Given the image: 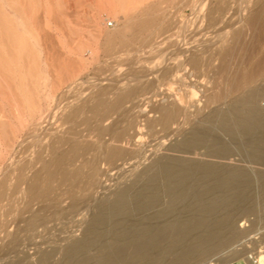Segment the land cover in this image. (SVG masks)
<instances>
[{"label": "bare ground", "instance_id": "obj_1", "mask_svg": "<svg viewBox=\"0 0 264 264\" xmlns=\"http://www.w3.org/2000/svg\"><path fill=\"white\" fill-rule=\"evenodd\" d=\"M11 1L12 4H15L18 0ZM185 1L191 7L192 16L201 15L202 18L204 14L208 17L210 14L209 12L212 13L211 9L213 10L214 5L208 4L207 0H195V2L193 0ZM197 1L199 3L198 6H196ZM1 2L6 9L4 12L9 10V12L13 13L16 23L19 19V15H17L16 10L13 9L16 8L18 10L17 5L16 7L10 4L7 5L8 1L6 3L4 0H1ZM20 2L22 1L20 0ZM250 4L253 8L249 11V16L252 20H255H251L252 24L259 22V20L261 22L264 17V0H251ZM227 5L228 4H226L224 8H226ZM240 6L239 8L241 10L242 7ZM23 8L25 9V7ZM5 9L0 8L1 12ZM219 9L221 10L222 8L219 7L218 10ZM234 10L236 11L237 9ZM235 11H233L234 14L237 12ZM238 12L240 13L242 11ZM219 14L221 13L219 12ZM244 14L247 15V12ZM213 16L215 17V15ZM6 18L8 19V17ZM11 19L10 24L13 25L14 23L12 24ZM4 21L6 20L4 19ZM180 22L182 25L178 23L181 26L179 27V31H182L185 24L182 23V21ZM134 23V21H127L122 28L115 26L110 29L106 35L107 42L119 41L118 46H123L126 42L129 43L130 40L135 41L138 39L140 36L137 38L136 31L132 32V37L123 39L124 35L122 30ZM250 23H246V25L252 27L253 25L251 26ZM4 24L6 25V23ZM136 24L138 26V32L140 33L144 32L147 35L156 33V30L153 29L154 21L151 18H144ZM211 24V26L216 25L215 23ZM152 26L153 28H151ZM158 27H161V25ZM200 27H202V24L196 26L195 30L198 31ZM248 27L245 28L248 30ZM262 27V24L255 29L253 26L249 28L250 31L253 29L251 32L245 29L247 33H250H248V35L246 33V36L242 32L241 34H237L238 37L241 35L240 38L242 36L244 37L237 42V46L232 45L236 47L235 49H233V47V50L230 49V46L233 44L234 39L232 40L230 36H228V38H231V44L228 42L222 44L221 47L219 45V54L221 57L220 61H217V68H223L221 67L223 64L226 62L229 63L230 60L226 58L234 53L233 56H230L232 57L231 63L226 66L227 68L229 67V70L226 68L228 73L225 75L226 77L229 75V80L227 79V84H225L221 90L218 88V93L213 96L205 97L203 103L204 108L211 102H219L229 94L241 92L244 86L253 83L258 74L264 72L263 59L258 56H252L251 52V49L260 42ZM8 30L12 35V33L15 32L14 30L17 29L10 27ZM173 30L176 32V29ZM157 31L159 32V29H157ZM236 31L237 30L234 31V35L238 33ZM17 32H19V30H17ZM205 32H207V30H205ZM208 32L212 37L218 36L217 34H212L210 31ZM23 33L26 39L31 37V32L28 27L24 29ZM7 35L9 36V33H7ZM14 37H16V35H14ZM204 37L206 38V36ZM214 38H211V41H213ZM217 39L218 38L214 40ZM204 40L203 42H208ZM1 41L3 42V40ZM213 42L211 43L209 41L208 43L213 44ZM200 43H202L201 40ZM153 44L159 46L155 41L149 39L145 40L144 37L141 41L140 49H144L145 46H148L149 49L139 54L136 53L137 49L132 53L131 57L135 60L131 65L126 64L124 60L122 64H125L127 67L125 70L122 67L123 65H121L122 60H120V62L115 64V71L110 72L111 74L107 76H105V74L93 76L81 81V88L80 91H78L80 93L71 96L76 103L68 110L66 117L62 120L64 122L66 118L71 117L75 121V123L73 122L74 126L70 128V130H65V127L61 129V126L60 129H55L52 132L37 134V136H34L35 138L32 144L38 146V152L32 155L33 161L31 165H27V162H25L26 160L23 161L25 163L20 162L18 156L19 159H16L21 165H17L15 168L13 167L15 171L12 169L14 172L12 171L13 178L10 181L9 172H6V169L4 170L0 177V234L2 235L4 229L8 230V232L2 236L0 235V242L3 238L5 245L7 243L13 244L6 245L7 249L0 252V259L5 261H1L2 264H209L211 262L213 264H228L233 261H243L247 264V257L249 254H253L259 264H264V222L256 226L253 218L249 216L246 217L250 211L253 212L252 203H254V200H257L259 209H264V180L254 186L251 184V178L245 170L239 167H230L224 168L223 172H221L224 175L223 178L209 180V182L197 181V174H201V177L205 178V175H207L208 172L211 174V171L215 170L217 166L212 163L206 164L203 161H193V157H189L190 155H200L203 157L229 159V156H219L220 153H225L227 151L225 148H213L214 144L219 142V139L215 135V127H217L222 132L231 134L240 132V134L243 135H251L253 137V141L251 142L252 145H254L252 150H254L253 152L258 151L260 156L258 155L259 157L257 156V159H253L254 157L251 158L249 162L253 161L263 164L264 108L262 106H264V99L262 98L263 104L257 105L260 101L256 104L253 102L254 99H250L251 103L246 98H254L252 96L257 93L256 90L264 89V82L261 84L262 86L260 85V88L255 86L244 92L245 95H240L232 108L228 107L224 110L222 108V110L218 111H209L203 114L202 122H194L193 118L191 119L192 112H189V108L181 105V91H179L184 86L190 88V86L185 83L190 82V74L186 75L183 72V63L177 62V60L171 56L172 52H170V50L169 52H164V50L162 53H154L155 49H153ZM209 44H207V46ZM199 45H197L196 48H198ZM202 45L201 47H206V44L202 43ZM217 49H215L216 51H214V49L212 50L213 54L214 52H218ZM198 50L196 49V51ZM196 51H191L186 55L184 61L189 62L193 66H208L211 64L212 55H208L210 58L201 59L200 52L197 53ZM126 53H129V51ZM225 59L229 61H225ZM1 61L2 60H0V62ZM224 61L225 63H223ZM101 70L99 69V71ZM186 77H188V79H186ZM173 86H176L175 88H177V90H174ZM74 88L76 87H72L71 90ZM253 103L257 106L254 107L255 104ZM196 104V106H198L201 103ZM15 108L17 109L18 107ZM246 108L251 111L252 115H248V110ZM200 109H196V111L193 110L195 114H199L203 110ZM17 110L21 109L18 108ZM246 110L247 114H245ZM18 112L17 120L20 122V125H22L25 118L22 111ZM117 112L121 113L122 117H125L123 114L126 115L127 118L132 117V122L128 121L127 118L125 120L128 121V123L131 122L130 125L125 124V126H123L124 124H122V122L125 123L123 119L111 121V115ZM98 115H100V117H98ZM117 116H113L112 118H117ZM181 117L182 119L180 120ZM141 121L147 123L151 128L159 126L160 130L165 131L164 137L166 136L167 138L168 136L169 141L164 138V140H161V144H157L156 142L155 148L152 146V151L148 152L142 150L143 148L141 149L139 146V148H130L134 146L135 141H137V139L135 140L137 131L131 130L135 129L136 123H141ZM102 122H104V124L100 126ZM184 123L190 125L187 131H184L182 128ZM7 124L9 126L13 125L10 122H7ZM83 124H85L86 127L84 125V128L82 127L83 129L79 128V125L83 126ZM258 130L259 132L254 134V132ZM260 144L262 148L257 149L255 146ZM5 146L0 141V160L3 159L4 156L3 147L4 149L7 148H5ZM126 146H129V148H126ZM32 148L31 145L26 150L22 151V153H26L27 150ZM161 149L171 154L164 153L159 155L158 152L159 156H157L149 166L148 174L145 170L141 171L134 167L139 171L136 176L139 178L136 179V177H134L135 180L129 187L114 192V199L112 198L114 201L112 200V203L110 202L112 206L114 205V211L110 205L108 206V208L110 207L111 209L110 212L104 210L99 213L94 220L97 223L105 224L107 222L106 219L112 216V212L119 213L126 209L125 206L129 204V196H133L134 194H131V192H138L135 189L139 185L136 186V184H138V179H141L142 174L145 173L147 177L144 175L145 177L143 178L154 185L160 184L161 180L165 182H163L164 192L162 196L157 195L159 192L156 191L158 193L155 194V197L151 196L152 199L149 198L150 196H147V199H141L142 201L139 202V200L137 203L141 210L151 208L154 204L160 203L159 206H161V208L158 207L160 209L157 210L162 214L160 217L168 216L160 219L158 223L143 225L135 223L133 224V229L128 231H132V236L123 235L121 233L116 234L118 233L116 232L111 245L107 246L100 244L99 251L94 255H87V250L92 244L97 245L99 243L96 239L103 235L102 233L105 232L104 230L96 233L92 231V234L89 233L90 236H83L81 238L75 237L76 239L74 238L70 242L66 240L62 242L60 246L59 244L55 246L56 244H50L46 241H41L42 243L36 244L39 243L37 239L41 237L38 236L37 239L31 242H36L33 247H30V249H32V252H30L31 254L19 247L21 243L24 244L23 242L27 244L26 240L17 237L18 234L15 236L10 234L14 229L13 224H8L7 221H9V219L17 218L18 220L20 213L26 211L30 213L35 212L36 210H40L38 208L48 204L49 200H51V203H57L58 200L56 199H59L58 196L67 193L74 194L80 190L77 186L75 187L73 183L84 176V173H86L85 167H88V165L93 168L88 179L94 180L100 178L104 174L100 166L102 162L111 168L118 166L126 167L130 165H126V163H129L134 158V160L140 164L145 162L146 159L149 160V157L152 158V155ZM142 157L144 160H142ZM129 159L130 161H128ZM131 164L133 165V163ZM136 164L134 162V166ZM11 165L14 164L12 163ZM132 165L130 166L133 167ZM9 168L12 167L10 166ZM86 169H88L87 173L90 174L89 168ZM87 173L86 175H89ZM161 187H163V185ZM161 187L159 189L163 191ZM17 189L21 195L20 203H18L21 204V208L18 209L19 211L16 210L15 212V202H12V197L15 196L14 193L17 192ZM51 191H54V193L51 194L52 196L49 195ZM16 200L18 199L16 198ZM134 204H136V202H134ZM80 210L83 212L81 208ZM14 237L18 239H14ZM27 241L31 240L27 239ZM25 247H27V245ZM18 250L23 254H18ZM110 251H112V253Z\"/></svg>", "mask_w": 264, "mask_h": 264}, {"label": "rangeland", "instance_id": "obj_2", "mask_svg": "<svg viewBox=\"0 0 264 264\" xmlns=\"http://www.w3.org/2000/svg\"><path fill=\"white\" fill-rule=\"evenodd\" d=\"M4 1L6 3L8 1V5L10 4L11 0ZM18 1H16L15 4H12L11 1L10 4L14 5L15 7L17 5V8L19 10L18 11L16 8L13 9L16 10V14L19 15V19L15 23L13 13L9 12V10L7 12H4L6 11V9L4 8L3 3L0 0V8L5 9L2 10V12L0 10V53H2L0 54V60H2L0 62V116H2L0 117V141L2 144H4V146L7 145L5 146V148L7 147L6 149H4L3 147L4 156L3 159L0 160V177L6 169V172H9L8 174H10L9 181L13 178V172L15 171L14 168L17 167V165H21L19 161L23 162L26 160L25 162H27V165H31V162L33 161L32 155H35L38 152V146L32 144L35 138L34 136H37V134L39 133L43 134L52 132L55 129H60L61 126V129L65 127V130H70V128L74 126L75 121L73 118H66L64 122L62 120L64 119V117H66L68 110H70V108L76 103L71 98V96L80 93L78 91H80L81 88V81L93 76H100L104 74L105 76H107L111 74L110 72L115 71V64H117V62H120V60H122L121 65H123L122 62L124 60L126 64L131 65L132 62L135 60L131 57L132 53H134L137 49L139 50L136 51L137 54L143 53L144 50L149 49L148 46H145L144 49L141 48L142 50L140 49V44L144 37L145 40L149 39L151 41H155L159 45L156 46V44H153V49H155L154 53H162V51L164 50V52H169L170 50V52H172L171 56L175 58L177 62L183 63V72L186 75L190 74V82H185L186 85L190 86V88L184 86L179 91H181V105H184L183 107L189 108V112H192L191 119L193 118L194 122H202L203 114H206L209 111H218L222 110V108L224 110L228 107L232 108L233 104H236V101L238 100L240 95H243L244 92H246L250 88H254L255 86L257 88H260V85L264 82V72L259 73L255 81H253V83L249 85L244 86L241 92L229 94L224 99H221L219 102H211L208 104L207 107H203L205 97L213 96L214 94L218 93V88L221 90L222 87L227 84V81L229 80V75H227V77L225 75L228 73L229 70V67L227 68L226 66L231 63L232 57L230 56H233L234 53H232V55L230 54L229 57L226 58L230 60L229 63H225V61H229L225 59V61L223 62L225 64L221 66L223 68H217V61H220L221 57L219 54V45L221 47L222 44L228 42H230L229 44H231V41L234 39L233 44H231V46H237V42L242 37H244L242 36L240 38L241 35H239L238 37L237 34H241L242 32L246 36L248 30L249 32L253 30L251 29L250 31L249 28H252L254 26L255 29L262 24L263 27L260 35V42L257 46L251 49V52L252 56H258L264 61V17L262 18L261 22L259 20L261 24L259 22H254L256 25L252 24V21L255 20H252L249 16V11L253 8V6L250 4L251 0H224L225 2L223 0H207L208 4H212V6L214 5L213 10L211 9L212 13L209 12L212 15L209 14L207 17L206 14H204L202 18L201 15H191V7L186 3L185 0H129L131 2V5L128 0H21L22 2H20V0ZM193 1L195 2V0ZM25 2L27 5L25 4ZM30 3L33 5H31ZM225 3L228 4L226 8H224L226 5ZM123 4L125 7L123 6ZM198 4L199 3L197 1L196 6H198ZM239 6L242 7L241 10ZM23 7H25L26 10ZM219 7L222 9L218 10ZM234 9H237V12ZM215 10L218 11L216 12ZM233 11L238 14H234ZM238 11H242L243 14L242 12H240V14ZM219 12L221 14H219ZM246 12L249 18L247 17V15L244 14ZM213 15H215V17ZM6 17H8V19ZM144 18L153 19L154 28L153 26L151 28L155 29L156 33H151V35H147L144 32H138V26L136 23ZM4 19L6 21H4ZM10 19L12 20V24L14 23L13 25L10 24ZM249 20H252L251 23ZM124 21H134L135 23L130 24L128 28H124L122 30L124 35L123 39L132 37L133 31H136L137 38L138 36L140 37L135 41L130 40L129 43L126 42L123 46H118L119 41L107 42V32L115 26L122 28L125 24ZM180 21H182V23H184L186 26L182 28V31H179V27H181L180 25H182ZM4 23H6V25ZM211 23H215L216 25L211 26ZM246 23H250V25L253 26L248 27ZM200 24H202V27H200L199 30L196 31V26ZM157 25H161V27H158ZM7 27L16 28L17 30H19V32H17V30H14L15 32L12 33V36ZM27 27L31 32V37L26 39L23 31ZM156 27L157 29H159V32L157 31ZM245 27H248V30ZM208 28L211 30H209ZM173 29H176V32H174L175 30ZM239 29H242L243 31ZM205 30H207V32H205ZM235 30H237L236 32H238L235 33L236 35H234ZM208 31H210L212 34H217L219 37H216L214 35L213 36L215 38L212 37L211 35H209L210 33ZM201 32H204L206 35L204 33L202 34ZM7 33H9V36L7 35ZM14 35H16V37H14ZM204 36H206V38ZM209 36L211 38L218 39H213V42L211 41L212 39ZM228 36H230L232 40L230 37L228 38ZM1 40H3V42ZM200 40L202 43L206 44V47H201L203 45L202 43H200ZM203 40L208 42L210 41L211 43L213 42V44L203 42ZM196 44H201L199 45L201 49L199 46L198 48H196ZM207 44L209 45L207 46ZM231 46L230 49L234 47ZM235 48L236 47H234L233 49ZM196 49L199 50L196 51ZM213 49L214 51H216L215 49H217L218 52H214L213 54ZM127 51H129V53H126ZM191 51H196L197 53L200 52V58L202 57L201 59H206L208 55H212L211 64H209L208 66H193L189 62H185L184 57L188 55ZM208 58H210V56ZM122 67L124 70L127 68L125 64ZM226 68L228 70H226ZM99 69L102 70L99 71ZM186 79H188V77H186ZM74 86L76 88L71 90V88ZM175 87L176 86H173V89L177 90V88ZM186 89H188L189 91ZM259 90H256L258 94L255 92V95L257 97L253 95L252 97L254 98L248 97L246 99L249 100V102H251L250 99H254L253 102H255L256 104L260 101V103H258L257 105L263 104L264 89ZM196 103L201 104L196 106ZM256 104L254 105V107L257 106ZM15 107H18L21 110H17L18 108L16 109ZM262 107L264 108V106ZM192 108L195 111L196 109L203 110L201 111V113L195 114V111ZM247 110L245 114H247ZM18 111H22L23 116L25 118L22 125H20V122L17 120V115L19 113ZM249 111L250 110H248V115H252L251 111L250 113ZM113 116H117V118H112ZM123 116L125 117H122V114L117 112L114 113V115L112 114L110 118L111 121H114L115 119H123L125 121L127 117L124 114ZM98 117H100V115H98ZM131 118L132 117H128L127 120L132 122ZM181 119L182 117L180 118V120ZM128 121H125V123L122 122V124H124L123 126H125V124L130 125L131 122L128 123ZM7 122L12 123L13 125L9 126ZM143 123L144 121H141V123H136V127H134L136 130H131L137 131V135L135 136V140L137 139V141H135V145L131 146L130 148L140 147L141 149L143 148L142 150H146L148 152L152 151V149L155 148L156 142L157 144H159L160 142H162L161 140H164V138L168 139L169 141L168 136L167 138L166 136L164 137L165 131L160 130L159 126L151 128L150 126H148L147 123ZM103 124L104 122L100 123V126ZM3 125L5 126L2 127ZM81 125H79V128H84L85 124H83V126ZM189 127L190 125L188 123H184L182 128L184 131H187ZM256 132H259V130L255 131L254 134ZM215 135L219 139V142L214 144L213 148H225L227 151L225 153H220L219 156H229V159L190 155L189 157H193V161H203L206 164L212 163L217 166L215 170L211 171V174L210 172H208L209 175L207 173V175H205V178L201 177V174H197V181L209 182V180L211 181L217 178H223L224 175L221 172H223L224 168L230 167H239L245 170L251 178V184L254 186L258 185L260 181L264 180V163L260 164L258 162L253 161L249 162L251 158L254 157L253 159H257L260 156V153L258 151L253 152L254 150H252L254 148V145H252L251 142L253 141V137L251 135H243L240 134V132H236L233 134L222 132L217 127H215ZM31 145L33 147L32 149L27 150L26 153H22V151L26 150ZM255 147L257 149H260L262 148V145L260 144ZM126 148H129V146H126ZM158 152L159 155H162L164 153L171 154L169 152H166V150L161 149L157 151L154 155H152V158L149 157V160L146 159L145 162H139L142 165L138 164V162H136L134 158L133 160L131 159L132 161H130L129 159L128 161L130 162L126 163V165H132L131 163H133V167H131L130 165H125L126 167L118 166L111 168L107 166V164L102 162L100 166L102 171H104V174L100 178L94 180L88 179L93 170V168L88 165V167H85V172L87 173L88 169L86 168H89L90 174L87 173L89 175H86V173H84V176H82L81 179L79 178L73 183L75 187L77 186V188L80 189L78 190L79 192L77 191L74 194L67 193L58 196L59 199L56 200H58L59 206L57 201V203H51V200H49L48 204H45L41 208H38L40 210H36L35 212L31 213L29 211L20 213L18 220L17 218H11L12 220L9 219V221L7 222L8 224H13L14 229L13 232H11L10 234L12 236L18 234L17 237H20V239L22 240H26L27 244L23 242L24 244L21 243L19 247L21 249L23 248V250H26L27 253L31 254L30 252H32V249H30V247H33L36 243L31 242L37 239L38 236L41 237L37 239L39 240V243L36 244H40L46 241L50 244H56L55 246H58V244L60 246L61 243L65 242L66 240L67 242H70L75 237H87L90 236L89 233H91L92 231L96 233L102 232L104 230L105 232L102 233L103 235L96 239L97 241H99V243H96H98V246L100 244L108 246L111 245V243L113 242L114 234L116 232H118L116 234L121 233L123 235L125 234L127 236H132V231H128L133 229V224L135 223H139L140 225L158 223L160 219H163L168 216L167 215L165 217H160L162 214L157 211L161 208V206H159L160 203H156L153 207L145 210H141L137 203L139 200V202H141V199H147V196H150L149 198L152 199V197H155V194H157L158 192L159 193L157 195L162 196L164 192L165 182L161 180L160 184L154 185L153 183H150L148 180L146 181V179L143 178L146 176L145 173L142 174L141 179H138V184H136V186L139 185L135 189L138 192H131V194L134 193L133 196L135 198L132 195L129 196V204H127L128 206H125L126 209L119 213H114L111 211L112 216H109L106 219L107 222L105 224H100L94 221L98 214L103 212L104 210L106 212H110L111 207L114 211V205H111L112 200L114 199V192L129 187L134 182V177H136L137 173H139L138 170H145V172L148 174L149 166L153 163L154 159L159 156ZM18 156L20 158L19 161H17V159H19ZM142 160H144L143 157ZM148 161L150 162V164ZM10 162L14 165H11ZM134 162L135 164L137 163L135 166ZM10 166L12 168H9ZM134 167H136V169L138 170H136ZM137 178L139 177H136V179ZM162 185L163 187H161ZM160 187L163 188V191L159 189ZM16 191V193H14L15 196L12 197V202H15V212L16 210L21 208V204H18L20 203L21 195L19 194L18 189ZM53 193L54 191H51L49 192V195ZM93 194H95L96 196ZM15 197L19 201L16 200ZM134 202H136V204H134ZM108 206L110 207L108 208ZM258 206L259 205L257 203V200H254V203H252L253 212L250 211V213L246 215V217L249 216L250 218H253L255 220L256 226L264 222V209L261 210ZM80 208L83 212H81ZM7 232L8 230L4 229L2 231V235L6 234ZM17 237H14V239H18ZM27 239H30L31 241H27ZM29 243L30 245H32L30 246ZM10 244L13 243H7L6 245ZM6 245L4 239L2 238V241L0 242V252L7 249ZM26 245L27 247H25ZM92 245L89 248L90 250H87V255H94L99 251L100 246L98 247L96 244ZM19 250L18 254L22 255L23 253H20ZM110 252L112 253V251ZM1 261L5 262L4 260L0 259L1 264ZM233 264L245 263L243 261H233Z\"/></svg>", "mask_w": 264, "mask_h": 264}, {"label": "built area", "instance_id": "obj_3", "mask_svg": "<svg viewBox=\"0 0 264 264\" xmlns=\"http://www.w3.org/2000/svg\"><path fill=\"white\" fill-rule=\"evenodd\" d=\"M247 259H248L247 264H259V262L257 261L256 257L253 254H249ZM209 264H213V263L211 262ZM228 264H233V262Z\"/></svg>", "mask_w": 264, "mask_h": 264}]
</instances>
